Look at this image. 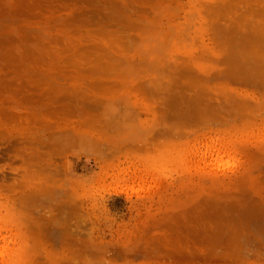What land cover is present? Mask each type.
Returning <instances> with one entry per match:
<instances>
[{
	"label": "rangeland",
	"instance_id": "obj_1",
	"mask_svg": "<svg viewBox=\"0 0 264 264\" xmlns=\"http://www.w3.org/2000/svg\"><path fill=\"white\" fill-rule=\"evenodd\" d=\"M0 264H264V0H0Z\"/></svg>",
	"mask_w": 264,
	"mask_h": 264
}]
</instances>
